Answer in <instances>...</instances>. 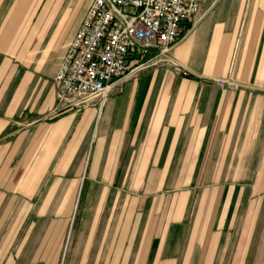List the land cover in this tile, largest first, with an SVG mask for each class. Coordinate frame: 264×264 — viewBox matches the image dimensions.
<instances>
[{"label": "crops", "instance_id": "crops-1", "mask_svg": "<svg viewBox=\"0 0 264 264\" xmlns=\"http://www.w3.org/2000/svg\"><path fill=\"white\" fill-rule=\"evenodd\" d=\"M89 2L0 0V264H264V0H202L187 74L57 109Z\"/></svg>", "mask_w": 264, "mask_h": 264}, {"label": "built area", "instance_id": "built-area-1", "mask_svg": "<svg viewBox=\"0 0 264 264\" xmlns=\"http://www.w3.org/2000/svg\"><path fill=\"white\" fill-rule=\"evenodd\" d=\"M202 0H90L54 73L56 108L80 109L142 68L167 63L183 23L195 22ZM219 85L226 79L215 78Z\"/></svg>", "mask_w": 264, "mask_h": 264}, {"label": "rangeland", "instance_id": "rangeland-1", "mask_svg": "<svg viewBox=\"0 0 264 264\" xmlns=\"http://www.w3.org/2000/svg\"><path fill=\"white\" fill-rule=\"evenodd\" d=\"M182 29V28H181ZM180 35H181V31H180ZM187 68V67H186ZM188 69V68H187ZM179 73L181 72V71H178ZM189 72V69H188V71H187V73ZM183 73V72H182ZM187 73H183V74H187ZM215 78H223V79H226V82L223 84V85H231V86H237V85H240L241 83L240 82H238V81H236V80H234V79H231V78H227V77H215ZM215 78L213 79L214 80V82L216 83V81H215ZM217 84V83H216ZM217 85H219V84H217Z\"/></svg>", "mask_w": 264, "mask_h": 264}, {"label": "bare ground", "instance_id": "bare-ground-1", "mask_svg": "<svg viewBox=\"0 0 264 264\" xmlns=\"http://www.w3.org/2000/svg\"><path fill=\"white\" fill-rule=\"evenodd\" d=\"M187 21V20H186Z\"/></svg>", "mask_w": 264, "mask_h": 264}, {"label": "trees", "instance_id": "trees-1", "mask_svg": "<svg viewBox=\"0 0 264 264\" xmlns=\"http://www.w3.org/2000/svg\"><path fill=\"white\" fill-rule=\"evenodd\" d=\"M182 30V29H181Z\"/></svg>", "mask_w": 264, "mask_h": 264}]
</instances>
